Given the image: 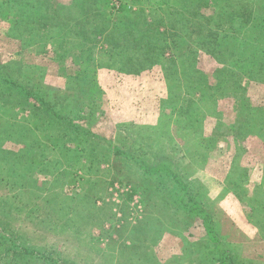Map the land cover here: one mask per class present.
Returning a JSON list of instances; mask_svg holds the SVG:
<instances>
[{"label":"rangeland","instance_id":"obj_1","mask_svg":"<svg viewBox=\"0 0 264 264\" xmlns=\"http://www.w3.org/2000/svg\"><path fill=\"white\" fill-rule=\"evenodd\" d=\"M35 1L0 15V230L58 264H264V0Z\"/></svg>","mask_w":264,"mask_h":264},{"label":"trees","instance_id":"obj_2","mask_svg":"<svg viewBox=\"0 0 264 264\" xmlns=\"http://www.w3.org/2000/svg\"><path fill=\"white\" fill-rule=\"evenodd\" d=\"M23 1L24 0H0V15L2 14V11L4 10V9H7L8 7H7V5L8 6H10V4H11V7H14L16 10H18V13L20 14V16H22V15H25L26 16V14L28 13V16H30V14H34L33 16H31V20L32 21H36V18L37 19H41L42 18V13L41 12H39V14L41 15L40 17H37V14H38V12H29L28 10L29 9H31V8H26V7H24L23 5H26V3H23ZM36 1H38V0H36ZM35 1V2H36ZM39 2V1H38ZM40 3V2H39ZM44 5V4H43ZM17 6V7H16ZM32 7V8H36V10L38 9L36 6L37 5H34V4H29V7ZM46 8H48V7H46ZM28 9V10H27ZM56 10L58 11L57 13H62L63 11H62V7H57L56 8ZM44 15L45 16H43V18H46L47 20L49 19V18H47V13H44ZM27 16V17H28ZM50 19H52V17H50ZM35 23V22H34ZM47 25H50L49 24V21H48V23L45 21V22H43L42 24H41V28H44V29H46L47 31H55V29L54 28H48L47 27ZM14 28V27H13ZM54 29V30H53ZM16 31V30H15ZM49 31V32H50ZM31 39V38H30ZM62 45H63V43H61ZM121 54L124 56V59H128V58H131V57H129V56H127L128 54L127 53H122L121 52ZM126 59V60H127ZM170 62H175V59H172V60H170ZM5 82V83H9V84H13L14 85V80L11 78V76L9 75V74H7V73H4L3 71H1V69H0V82ZM17 85V84H16ZM1 86V89L3 88L2 87V85H0ZM24 86L25 85H20L19 87L21 88V89H24ZM28 93H29V91H27ZM38 99H36V100H40V98L39 97H37ZM39 102V101H38ZM52 114L54 115V117L56 118V119H59V118H63L62 117V115L60 114V113H58L57 111H55V110H53L52 111ZM69 123H71V121H69ZM76 130H77V127H76ZM116 151L117 152H119V149H116ZM172 177H174V179H175V183H177V185L180 187H183V182H182V180H179V177H178V175H176L175 173L172 175ZM185 186V185H184ZM183 189V188H182ZM184 190H185V188H184ZM189 199H191L190 200V202L191 201H193V202H195L196 200H194L192 197H189ZM193 199V200H192ZM195 203H197V202H195ZM198 204V203H197ZM201 204V203H200ZM200 204H198V206L200 205ZM204 209H206L205 207H204ZM1 238H3V239H8L9 240V242H10V248H11V250H13V252L15 253V254H18V255H22V257L23 256H34L35 257V255L36 256H41L42 258H44L45 260H47V261H49L50 263H55V264H58L56 261H55V259L53 258V257H50L49 255H47L46 254V250L43 248V247H39V246H34V245H30V244H28V243H25V241L21 238V237H11V236H9V235H6L2 230H0V239Z\"/></svg>","mask_w":264,"mask_h":264},{"label":"crops","instance_id":"obj_3","mask_svg":"<svg viewBox=\"0 0 264 264\" xmlns=\"http://www.w3.org/2000/svg\"><path fill=\"white\" fill-rule=\"evenodd\" d=\"M155 94V93H154ZM157 95V94H156ZM153 98V97H152ZM149 102H152V101H154L153 99H150V100H148ZM146 116H148V115H146Z\"/></svg>","mask_w":264,"mask_h":264}]
</instances>
